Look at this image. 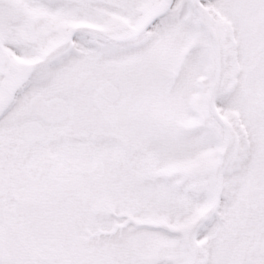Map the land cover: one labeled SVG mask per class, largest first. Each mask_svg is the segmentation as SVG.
Listing matches in <instances>:
<instances>
[{"label":"snow or ice","instance_id":"6c2138e0","mask_svg":"<svg viewBox=\"0 0 264 264\" xmlns=\"http://www.w3.org/2000/svg\"><path fill=\"white\" fill-rule=\"evenodd\" d=\"M0 264H264V0H0Z\"/></svg>","mask_w":264,"mask_h":264}]
</instances>
